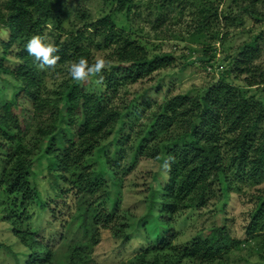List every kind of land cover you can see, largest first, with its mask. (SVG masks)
Segmentation results:
<instances>
[{
    "label": "trees",
    "instance_id": "obj_1",
    "mask_svg": "<svg viewBox=\"0 0 264 264\" xmlns=\"http://www.w3.org/2000/svg\"><path fill=\"white\" fill-rule=\"evenodd\" d=\"M106 1L110 11L91 19L85 10L62 7L60 0H0V27L7 34L0 54V153L5 152L0 155V220L27 251L24 264H96L92 254L100 230L115 238L145 237L147 244L122 264H230L233 250L242 243H253L248 246L251 255L256 264H264V193L255 197L243 218L244 240L232 237L224 218L230 195L241 191L237 184L264 183L261 31L223 59L216 82L201 94L167 93L145 130L127 145L129 119L135 113L130 107L110 106L108 92L173 68L176 58L150 52L131 31L116 26L114 14L128 19L136 0ZM182 1L157 0L155 9L162 12ZM214 2L203 1L197 34L218 21L225 30L244 26V16L260 21L257 5L262 0H226L220 11ZM70 15L81 23L66 30ZM162 17L156 14L155 20ZM33 35H47L59 49L55 70L37 69L25 49ZM225 38L222 33L218 40ZM11 48L14 69L4 64ZM214 50L201 45L195 62H210ZM96 52L105 53L111 70L104 72V84L92 90L70 78L68 65L81 56L92 63ZM56 75L66 77L47 86ZM5 85L11 88L9 97ZM18 98L32 108L28 121L20 122L14 113ZM169 156L174 161L166 169L167 178L163 183L153 179L143 213L120 223L119 191L112 187L119 184L117 176L129 174L140 158L163 165ZM94 157L100 160L95 166ZM41 172L43 178L38 179ZM211 199H216L213 207L223 217L221 223L175 244L173 217L206 208ZM31 214L44 226L36 227ZM151 221L156 223L153 238L146 232Z\"/></svg>",
    "mask_w": 264,
    "mask_h": 264
},
{
    "label": "rangeland",
    "instance_id": "obj_2",
    "mask_svg": "<svg viewBox=\"0 0 264 264\" xmlns=\"http://www.w3.org/2000/svg\"><path fill=\"white\" fill-rule=\"evenodd\" d=\"M203 1L183 0L180 5L157 12L155 9L157 0H136L134 11L128 19L122 13L114 14L116 26L131 31L150 52L171 53L176 58V64L173 68L154 73L149 78L135 84L118 87L114 91L108 92L107 102L110 106L120 110L130 107L132 112L135 113L129 119L130 140L127 145L133 141L139 131L145 130L156 104L160 103L167 93L189 97L201 94L208 86L216 82L219 72L226 63L223 59L233 49L248 41L252 34L258 30L261 31L264 37V0L257 5V12L260 16L259 22L255 23L244 16V26L225 30L222 22L218 21L211 24L203 33L197 34L195 32L196 22L198 21L197 16L198 11L202 8ZM214 3H219L218 9L220 11L226 5V0H215ZM60 4L71 12L77 9L85 10L89 13L91 19L108 13L112 7L106 0H60ZM156 14L164 15L161 21L155 20ZM80 23L81 21L70 15L64 24V28L69 30L80 25ZM47 30H52L51 26H47ZM222 33H226V38L220 43L218 38ZM6 35V31L0 27V54L3 51L1 43L5 42ZM205 43L209 44L212 49L215 48L214 59L208 63L195 62L196 51ZM188 48L194 51L190 54ZM14 51V48H11L4 56V64L11 69H14L17 65L14 59ZM104 55V52H96L95 58L104 57ZM190 55L191 57L187 58ZM181 57L187 58V61L185 62ZM259 63L264 65V53ZM56 76L53 80H48L47 86H55L61 79L66 77ZM84 84L88 89L95 90L94 82ZM3 90L9 97L11 88L5 85ZM16 104L17 108L14 113L19 121H28L32 109L30 104L22 98H18ZM2 153L0 155L5 154V152ZM99 161L96 157L92 159L94 166ZM42 173L39 174L38 179L43 178ZM117 178L120 179L118 186L116 183L112 187L117 188L119 191L116 214L118 221L122 223L126 221V218H130V221L136 220L143 213V200L148 194L149 187L154 184L153 179L156 178L159 183H163L167 178V171L161 164L151 159L140 158L129 174L126 176L119 174ZM237 185L241 188V191L238 194L230 195L224 218L232 237L237 241H242L245 239L242 232L243 218L253 205L255 197L264 193V183L259 185ZM214 203L217 204L216 199H211L206 208L183 210L173 217L172 226L177 233L175 244H182L193 237L197 231L221 223L223 217L214 211ZM41 216L43 215L40 214V220ZM45 217L43 219H48V216ZM35 219L36 216L32 215L31 221L33 222ZM60 219L62 218L59 216L57 222H54L57 230L59 229ZM36 220L38 222L34 224L39 227L42 222L39 223V218ZM42 226L44 225L42 224ZM155 229L156 223L154 221L149 222L146 232L150 238H153ZM144 238L142 234L136 238H115L108 230H100V239L92 254L93 261L96 264H122L131 259L147 244ZM56 242L57 240L53 243ZM252 245L253 243L239 244L233 250L229 263L256 264V259L251 255L248 248ZM26 254L27 251L12 235L8 224L0 220V264H24Z\"/></svg>",
    "mask_w": 264,
    "mask_h": 264
},
{
    "label": "clouds",
    "instance_id": "obj_3",
    "mask_svg": "<svg viewBox=\"0 0 264 264\" xmlns=\"http://www.w3.org/2000/svg\"><path fill=\"white\" fill-rule=\"evenodd\" d=\"M25 49L28 54L34 57L36 67L40 71L55 70L60 56L59 49L50 41L47 35H33L26 43ZM111 70V61L105 57H97L90 63L88 58L79 57L68 65L70 78L77 83L94 82L97 85L104 84V72ZM174 157H167L162 167L170 169Z\"/></svg>",
    "mask_w": 264,
    "mask_h": 264
}]
</instances>
